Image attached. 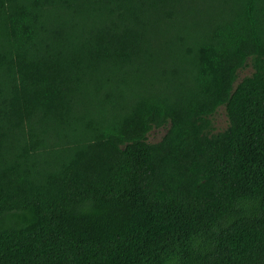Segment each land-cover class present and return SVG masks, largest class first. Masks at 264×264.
<instances>
[{"label": "trees", "instance_id": "obj_1", "mask_svg": "<svg viewBox=\"0 0 264 264\" xmlns=\"http://www.w3.org/2000/svg\"><path fill=\"white\" fill-rule=\"evenodd\" d=\"M0 264H264V0H0Z\"/></svg>", "mask_w": 264, "mask_h": 264}, {"label": "rangeland", "instance_id": "obj_2", "mask_svg": "<svg viewBox=\"0 0 264 264\" xmlns=\"http://www.w3.org/2000/svg\"><path fill=\"white\" fill-rule=\"evenodd\" d=\"M253 71L252 67L249 65L243 69L239 70V80L246 75L251 74ZM213 127L215 131L224 129L228 124V119L226 116L225 108L223 106L219 107L217 111L212 116ZM166 130L164 128H153L147 136L149 142H157L161 140Z\"/></svg>", "mask_w": 264, "mask_h": 264}]
</instances>
